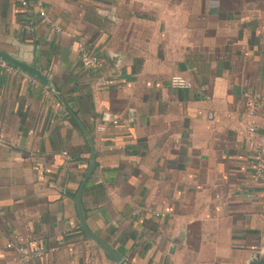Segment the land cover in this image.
<instances>
[{
    "label": "crops",
    "instance_id": "1",
    "mask_svg": "<svg viewBox=\"0 0 264 264\" xmlns=\"http://www.w3.org/2000/svg\"><path fill=\"white\" fill-rule=\"evenodd\" d=\"M23 1L0 0V52L50 87L0 66V264H24L19 247L43 251L27 264H117L83 233L79 190L123 264L262 259L264 186L237 132L256 93L264 138V0Z\"/></svg>",
    "mask_w": 264,
    "mask_h": 264
},
{
    "label": "built area",
    "instance_id": "2",
    "mask_svg": "<svg viewBox=\"0 0 264 264\" xmlns=\"http://www.w3.org/2000/svg\"><path fill=\"white\" fill-rule=\"evenodd\" d=\"M23 5L25 2L20 0ZM38 13L40 18L46 23L48 26L53 28L55 31L59 33H63L61 29L55 26L54 23L47 17L45 11L38 4ZM77 52L79 53L80 61L83 66L87 68L94 67L96 65L95 60L90 57L87 53L84 44L82 41L77 43ZM0 66L3 67L7 72H12L13 68L8 65L0 62ZM34 83V81L32 80ZM110 83L107 80H97L94 83L96 88H107ZM168 86L173 90L185 91L193 88V84L187 78L180 74H174L168 78ZM209 100V97H206ZM260 96L256 93H244L243 94V104L244 109L239 116V128L237 134L245 142L249 150L252 154V170L253 176L252 178L260 185L264 186V138L257 136V125L254 122V118L257 115V110L259 106ZM218 197V196H217ZM8 249H12L14 246L10 242L6 246ZM17 252H19L21 256V260L24 264H27L31 257L33 256H41L43 255V251L37 249L34 254L27 253L23 248H17Z\"/></svg>",
    "mask_w": 264,
    "mask_h": 264
},
{
    "label": "water",
    "instance_id": "3",
    "mask_svg": "<svg viewBox=\"0 0 264 264\" xmlns=\"http://www.w3.org/2000/svg\"><path fill=\"white\" fill-rule=\"evenodd\" d=\"M0 62L6 64L8 66H12L21 72H25L28 77L37 80L38 83H40L43 87H46V88L50 87L48 81L44 78V76H42V74L39 71H37L33 66H27L26 64L21 63L20 61L9 57L8 55H6L3 52H0ZM81 191L82 190H79V192H78L77 212H78V217H79V221H80V225H81L83 233L85 234V236L87 238L96 242L105 251L106 255L109 256L113 261H115L117 264H123L122 258L112 248H110L102 240H100L96 236L92 235L88 231V229L85 225V222H84V218H83L81 208H80ZM252 264H264V257L262 259H259V257L256 258V260L253 261Z\"/></svg>",
    "mask_w": 264,
    "mask_h": 264
}]
</instances>
